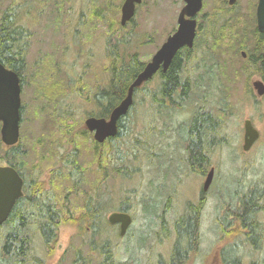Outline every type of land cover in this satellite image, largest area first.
I'll list each match as a JSON object with an SVG mask.
<instances>
[{
    "label": "rangeland",
    "instance_id": "1",
    "mask_svg": "<svg viewBox=\"0 0 264 264\" xmlns=\"http://www.w3.org/2000/svg\"><path fill=\"white\" fill-rule=\"evenodd\" d=\"M205 1L204 17L198 19L203 35H198L192 57L184 62L189 101L159 113L150 103V94L159 85L155 76L136 91L129 115L122 120L125 135L97 143L84 120L108 102L100 91L112 78L111 53L119 65L128 64L134 53L137 60L147 61L176 28L183 0H144L121 27L123 0H0V17L12 11L28 44L17 143L23 171L28 181L48 188L50 201L62 215L51 248L38 238L33 241L39 256L46 253L44 264H101L104 244L118 264H170L173 224L189 207L199 212L198 243L181 264H210L215 253L228 249L227 244H234L236 250L230 253L240 256L243 264H264V239L250 243L245 236L249 231L231 218L221 228L225 211L240 208L250 190L260 196L256 217L264 221V102L251 85L262 78L248 60L256 39L252 25H246L256 7L254 0H236L233 5L228 0ZM249 2V12H243ZM220 3L227 7L221 8L224 18L212 21ZM219 27L229 28L233 41L215 38ZM120 71L125 73V68ZM55 79L62 87L51 106L43 88ZM199 104L222 118L204 171L191 164L182 132ZM245 118L261 133L248 152L241 148ZM211 167L213 179L203 192ZM89 195L94 203L111 199L106 218L121 203L130 205L133 221L125 236H119L118 226L113 225L114 234L101 235L84 220L69 221L72 214L83 213ZM21 264L31 263L27 259Z\"/></svg>",
    "mask_w": 264,
    "mask_h": 264
},
{
    "label": "trees",
    "instance_id": "2",
    "mask_svg": "<svg viewBox=\"0 0 264 264\" xmlns=\"http://www.w3.org/2000/svg\"><path fill=\"white\" fill-rule=\"evenodd\" d=\"M255 5L256 0H254L253 3L254 7ZM11 12L12 11H6L0 17V56L3 59L0 58L6 62L9 68L17 72L21 80L25 68V50L28 44H25L23 36H21L22 26L15 24L12 15H10ZM251 20V27L254 29L256 43L253 52H251L252 54L250 53L248 56V60L254 65L257 74L264 82V61L261 57L264 47V34L257 33L255 29V14L251 16ZM219 30L220 32L215 38L222 41H228L230 39L233 41L229 28L222 29L219 27ZM196 45H198V40L195 42L193 49H195ZM181 57L183 56L177 52L166 72L162 74V79H159V85L150 94L151 106L158 110L159 113H162L163 110L174 111L177 107H183L187 101H189V95H187V93L189 92L190 79L182 78L184 76L182 74L184 73L181 69ZM131 65L136 66L137 64L135 62L134 64L130 63V65L125 68V73H121L120 71L114 73L110 79L109 86L100 91L101 96H108L107 104L102 107L99 113H91L88 116L107 117L110 110L122 100L134 77L133 74L140 71L138 66L133 67ZM61 87V82L55 79L43 88V92L47 95H44V97H47V101L51 106L55 103V98L59 94L58 90ZM136 91L137 90H135V93ZM261 100L264 102V95L261 97ZM128 115L129 113L127 116ZM122 120L123 118L120 119L118 123L117 135L109 140H117L116 137L118 138L125 135V133H123L124 125L122 124ZM221 122V117L214 115L212 111L203 104H199L191 119L188 123L184 124L188 143L187 151L189 152L191 164L194 167L202 169V171H204V167L207 166L206 155L207 152H210L214 147V138H216L215 132L219 128ZM134 140L138 143L139 138L135 137ZM16 158L18 162L23 161V154L17 151ZM122 175L125 177V171L122 172ZM40 183L34 180H26L25 188L40 189L39 187L42 186V183ZM42 193L39 191L38 195L34 194L33 202L31 203L32 208L28 213V216H30L32 220L30 225H24L23 219H18L21 213L16 210L10 215L6 224L0 226V263L12 264L17 262V264H21L23 260L27 259L29 263H31V254L29 255L27 245L28 242H31L35 238H38L46 248H51V246H53L62 215H60L59 211L55 209L54 204L47 198L46 193ZM106 199L102 201L97 200L96 203H94L89 195L83 204L81 211L83 213L80 214V216L78 214V219V216L74 217L72 214L69 221L76 223L77 221L84 220L85 223H88L89 228H93L94 231L97 230L101 235H105L108 232L114 234V226L110 225L105 217L106 212L112 208L111 199ZM241 203V207L237 208L235 211L234 209L232 211L230 209L225 211L224 215L221 217V228L227 226L231 218L232 222L237 221L240 223L241 227L249 229V233H246L245 236L246 239L250 241V237L253 234V227L256 224L255 218L258 212V204L256 200L253 201L251 196L247 195L246 198L244 197L242 199ZM129 206L130 205L126 202L125 204L121 203L117 210L113 211L129 212ZM198 215L199 212L196 207H189L185 215L175 220L173 224V229L175 230L174 243L170 264H181L186 259V253L196 247L198 243ZM226 219H228L227 222H225ZM250 243L253 242L250 241ZM233 245L227 244V246H229L227 247L228 249H225V247L223 251L219 252L223 264H235V254L230 253L231 250H236ZM90 246L93 248L92 242H90ZM102 247L101 253L103 255V261L101 264H118L114 261V252L105 249L107 244L102 245ZM225 250H228V253H226ZM48 251L49 249L47 252ZM228 255L232 256V258H229Z\"/></svg>",
    "mask_w": 264,
    "mask_h": 264
},
{
    "label": "water",
    "instance_id": "3",
    "mask_svg": "<svg viewBox=\"0 0 264 264\" xmlns=\"http://www.w3.org/2000/svg\"><path fill=\"white\" fill-rule=\"evenodd\" d=\"M182 7L177 19V29L170 34L161 46L152 55L143 70L131 81L126 95L111 110L108 118L89 116L84 120L85 128L93 133L97 143H103L108 138H113L118 132V122L124 117L133 101V92L159 70L166 71L172 59L182 47L192 48L196 35L195 15L200 11L203 0H183ZM234 0H229L232 4ZM141 0H124L121 6L122 25L129 22L134 14L136 5ZM256 27L258 32L264 34V0H257L256 5ZM244 55V53H243ZM264 61V48L261 54ZM252 88L258 98L264 95V83L260 79H254ZM21 85L20 78L15 71L5 68L0 62V123L1 140L10 146L18 142L20 107H21ZM259 131L253 126L249 118L243 120V141L241 148L243 152L250 150L259 138ZM214 168H210L203 182L202 189L206 191L213 179ZM22 179L17 171L9 166H0V224L9 216L17 198L22 194ZM107 220L110 224H119V235L124 236L129 225L131 216L125 212H111ZM213 262L218 264V252L213 256Z\"/></svg>",
    "mask_w": 264,
    "mask_h": 264
},
{
    "label": "flooded vegetation",
    "instance_id": "4",
    "mask_svg": "<svg viewBox=\"0 0 264 264\" xmlns=\"http://www.w3.org/2000/svg\"><path fill=\"white\" fill-rule=\"evenodd\" d=\"M235 1L236 0H234V2L232 3V4H230L229 3V0H228V4L229 5H233L234 3H235ZM250 1V0H249ZM257 1V0H256ZM123 2H124V0H123ZM123 2H122V4H123ZM144 2V0H141V3L139 4V6L142 4ZM122 4H121V6H122ZM206 4V1L205 0H203V2H202V7H201V10L195 15V19H196V35H195V39H194V41L196 42L197 40H198V35L199 34H202L203 35V33H201V30H202V28L199 26V23H198V19L200 18V17H204V8H205V5ZM184 6V3H183V5L181 6V8H180V10H179V12H178V15H177V18H176V28L171 32V33H173V32H175V30L177 29V19H178V16H179V14H180V11H181V9H182V7ZM220 6L221 7H217L216 9H214L213 10V17H212V21H216V20H220L221 18H224V15H225V12H224V10L223 9H221V8H223L224 7V9L225 8H227V7H225L224 6V3H220ZM137 7V6H136ZM229 7V9H234V7L235 6H228ZM249 7H250V2H249V6L247 7V9L244 7L243 8V12H249L248 11V9H249ZM255 7H256V5H255ZM256 9V8H255ZM120 11H121V7H120ZM136 12V11H135ZM202 12V13H201ZM199 14H200V16H199ZM12 15V14H11ZM120 18H121V15H120ZM256 18V17H255ZM249 24H251L252 25V20L250 19V15H249V18H247V20H246V25L247 26H249ZM119 25H120V27H121V22L119 21ZM125 25V24H124ZM124 25H122V26H124ZM251 27V26H250ZM208 28V27H207ZM255 29L257 30V27H256V19H255ZM170 33V34H171ZM257 33H259L258 31H257ZM163 43V42H162ZM216 43H219V41H216ZM225 43V42H224ZM160 47V46H159ZM158 49V48H157ZM156 49V50H157ZM155 50V51H156ZM181 51V52H180ZM186 52H188V53H186ZM193 52V47L190 49V48H187V47H182L181 49H179L178 50V53H180V55L181 56H183V57H181L182 58V62H181V69L183 70V73L184 74H182V75H184L182 78L183 79H189V77H188V73H187V70H186V65L185 66H183V64H184V62H186L190 57H192L190 54ZM240 53H241V56H242V58H245L246 57V52L245 51H240ZM243 53H244V55H243ZM177 54V53H176ZM175 54V55H176ZM124 57H125V55L124 54H122ZM153 55V54H152ZM152 55H151V57H152ZM1 57V56H0ZM151 57L147 60V61H140V60H137V55L134 53V54H132V55H129V63L128 64H126V65H119V64H117L118 62H121L120 60H117V58H116V56H114V52H112L111 53V59H112V61H113V65L111 66V76H113L114 75V73H116L118 70L120 71V69L123 67V68H126V67H128V65H130V63H133L134 64V62L137 64L136 66H138V68H140V71L139 72H141L142 70H143V68L145 67V65L147 64V62H149L150 61V59H151ZM2 58V57H1ZM0 58V62H1V64H3L6 68H8V69H11V68H9L8 67V65L6 64V62L5 61H3L2 59ZM5 60V59H4ZM5 62V63H3V62ZM131 66H135V65H131ZM135 66V67H136ZM168 69V68H167ZM12 70V69H11ZM118 71V72H119ZM121 72V71H120ZM138 72V73H139ZM166 71H162L161 69H159L150 79H153L155 76L158 78V79H162V74L163 73H165ZM137 72L136 73H134L133 74V78L132 79H134L136 76H137V74H138ZM22 85H23V79H21V88H22ZM144 85V84H143ZM142 85V86H143ZM142 86H140L138 89H140ZM137 89V90H138ZM187 95H189V94H187ZM132 107V106H131ZM131 109V108H130ZM130 109H129V111H130ZM0 131H1V123H0ZM183 132V135H184V139L186 140V129H185V131H182ZM0 141H1V143H0V166H9V167H12V168H14L16 171H17V173L19 174V176H20V178L22 179V194H21V196L19 197V198H17L16 199V201H15V204L13 205V207H12V210H11V212H10V214H9V216L7 217V219L3 222V223H1L0 224V226L2 225H4V224H6V222L9 220V217H10V215L13 213V212H15L16 210L17 211H19L21 214H19V216H18V219L20 218V219H23V224L24 225H30L31 223H32V220H31V217L30 216H28V213H29V211L31 210V208H32V202H33V198H34V194H39V191H41V193L42 192H45L46 193V195H47V198L50 200L51 199V197L48 195V192H47V190H48V188H47V190H45L44 188L43 189H39V190H37V189H35V188H25V184H26V180H27V177L25 176V173H24V171H23V169H24V166H23V161H21V162H18L17 161V158H16V154H17V144H14V145H10V146H8V145H6V144H4L3 142H2V140H1V133H0ZM186 142H187V140H186ZM18 143V142H17ZM13 165V166H12ZM15 166V167H14ZM205 179V178H204ZM204 182V181H203ZM204 192V191H203ZM251 192V193H250ZM250 192L248 193V196H251V198L253 199V201L256 199H258V197H260L258 194H256V192L254 191V190H250ZM43 194V193H42ZM255 195V196H254ZM257 196V197H256ZM254 197V198H253ZM205 197L203 196V194H201L200 195V197H199V200H200V203H202V201H203V199H204ZM30 206V207H29ZM126 213H129V212H126ZM130 214V213H129ZM31 215V214H30ZM131 215V214H130ZM257 215V214H256ZM131 217H132V215H131ZM261 217V216H260ZM16 218H17V216H16ZM256 220V224H255V226L253 227V230H252V236L250 237V241H252L253 242V244L255 243V244H257V243H261L262 241H263V239H264V229H261V226L259 225V224H261L262 226H264V221H263V219H262V221L263 222H261V221H258L257 220V217L255 218ZM132 221H133V219H132ZM19 222V221H18ZM259 222V223H258ZM114 226H118V228H119V224H114ZM130 227V226H129ZM129 229V228H128ZM245 230H247V231H249V229L248 228H245ZM247 233V232H246ZM245 233V234H246ZM253 239V240H252ZM260 240H261V242H260ZM33 241L34 240H32L31 242H28V245H27V250L29 249V255L31 254V259H32V262H31V264H44V255H46V253L44 252V254H40V256L38 255V252H36L35 250H34V248H33ZM48 253V252H47ZM263 253H264V251H263ZM219 256V262H218V264H223L222 263V259H221V255L219 254L218 255ZM240 257V256H239ZM239 257H236L235 258V264H243L242 263V259L241 258H239ZM264 260V259H263ZM264 262V261H263ZM210 264H216L215 262H211Z\"/></svg>",
    "mask_w": 264,
    "mask_h": 264
},
{
    "label": "bare ground",
    "instance_id": "5",
    "mask_svg": "<svg viewBox=\"0 0 264 264\" xmlns=\"http://www.w3.org/2000/svg\"><path fill=\"white\" fill-rule=\"evenodd\" d=\"M257 194V193H256ZM255 196V195H254ZM257 197V196H256ZM254 198V197H253ZM256 200V199H255ZM257 201V200H256ZM259 201V200H258ZM255 206V205H254Z\"/></svg>",
    "mask_w": 264,
    "mask_h": 264
}]
</instances>
